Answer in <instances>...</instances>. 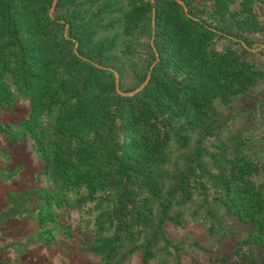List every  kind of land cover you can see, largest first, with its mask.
Here are the masks:
<instances>
[{
    "label": "trees",
    "instance_id": "obj_1",
    "mask_svg": "<svg viewBox=\"0 0 264 264\" xmlns=\"http://www.w3.org/2000/svg\"><path fill=\"white\" fill-rule=\"evenodd\" d=\"M8 78L61 185L117 194L119 234L96 252L110 257L136 227L151 231L142 264L179 252L164 224L195 190L253 219L245 241L264 247L261 166L242 149L253 139H225L215 108L264 86V0H0V102ZM53 112L48 133L39 119Z\"/></svg>",
    "mask_w": 264,
    "mask_h": 264
},
{
    "label": "rangeland",
    "instance_id": "obj_2",
    "mask_svg": "<svg viewBox=\"0 0 264 264\" xmlns=\"http://www.w3.org/2000/svg\"><path fill=\"white\" fill-rule=\"evenodd\" d=\"M8 82L13 95L0 102V264H142L149 229L136 227L134 238L128 231L110 257L95 251L99 240L119 234L117 194L105 189L88 199L85 185H61L50 151L39 150L27 130L30 99ZM215 108L225 139L235 134L253 139L242 149L260 162L255 181L264 186V86L236 96L229 109ZM56 117L57 112L40 117L48 133ZM193 192L170 211L179 222L164 224L181 249L168 253L157 247L152 264H264V247L245 241L255 221L241 219L214 198L205 205L199 190Z\"/></svg>",
    "mask_w": 264,
    "mask_h": 264
},
{
    "label": "water",
    "instance_id": "obj_3",
    "mask_svg": "<svg viewBox=\"0 0 264 264\" xmlns=\"http://www.w3.org/2000/svg\"><path fill=\"white\" fill-rule=\"evenodd\" d=\"M180 2L184 3L183 1H180ZM150 74H151V72H149V74H147L148 76H147L145 82L140 87L136 88L135 90H133L131 92H127L126 94L127 95H134V94L138 93L141 89H143L150 79V76H151Z\"/></svg>",
    "mask_w": 264,
    "mask_h": 264
}]
</instances>
